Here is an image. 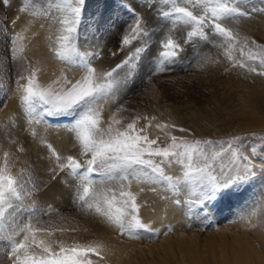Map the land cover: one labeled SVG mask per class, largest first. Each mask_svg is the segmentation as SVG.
<instances>
[{"label":"rangeland","instance_id":"1","mask_svg":"<svg viewBox=\"0 0 264 264\" xmlns=\"http://www.w3.org/2000/svg\"><path fill=\"white\" fill-rule=\"evenodd\" d=\"M147 3L148 0H86L78 31L73 34L72 43L79 51L94 50L99 54V59L91 61L98 75L121 65L111 78L114 87L98 104L102 109L101 126L106 129L114 115L122 121V125L139 118L137 129H145L142 134H147L150 139L159 138L161 147L170 143L166 134L170 131L172 135L189 142L212 140L214 145L206 147L209 152L219 151V142L235 137L239 139L234 142L250 158L252 147L264 155V128L242 129L236 125L238 122L221 120L211 111L216 106L223 113L227 112L226 108L237 109L227 101L232 91L224 82L228 78L244 71L249 73L247 77L251 83L264 87V75L233 67L227 59L223 37L209 35L207 39L196 36L187 38L192 25L157 18ZM178 4L189 7L196 15L206 14L202 5L192 7L187 0H178ZM22 6L26 8L25 11H20ZM156 7L168 6L153 0V8ZM238 7L250 15L228 18L224 24L239 34L241 42L232 50V55L239 59L244 37L258 44L264 43V11H258L264 9V0H242ZM128 9L139 13L142 23L149 30V36L134 40L131 45L118 50L123 36L128 34V26L134 23ZM65 15L52 6V0H31L27 4L24 0H0V167L4 166L7 153L10 174L17 178L21 186L20 200H13V208H6L0 223V264H12L8 237L21 223L27 222V209L30 208L40 212L39 217L31 221L34 227L52 231L51 236L46 232L36 235L38 240H47L53 251L59 252L62 245L98 244H109L121 250L118 255L112 254L110 257V253L100 248L103 259L89 257L95 264H236L234 255L238 251L235 242L242 238L260 255L258 261L264 264V171L259 168L255 170V177L233 185L220 193L216 200L200 206L194 203L195 185L192 184H181L180 190L173 192L166 185L146 183L143 176L132 178L130 182L108 181L103 185L99 183L100 177L96 176L97 183L93 187L97 191L112 188L117 190L118 195V189L123 184L125 190L136 194L143 222L159 230L155 236L146 233L140 238H130L126 233L121 234L104 216L84 208L76 199L82 190L80 180L70 175L67 169L61 170L59 167L66 163L65 158L69 155L82 163L88 158L81 154L75 134L70 131L74 117H48L63 119L67 125L71 124L68 126L69 139L63 142L64 148L44 142L41 146L47 144L54 147H51L52 156L50 160L40 156L27 130V125L40 117L36 116L28 122L22 113V106L18 113L15 111L11 114L10 104L16 98L20 99L19 86L25 84L33 72L41 87L51 86L54 91L64 90L70 86L69 82L75 83L86 74L78 65L62 61L55 54L60 48L59 37L66 34L63 31L65 26L60 23ZM31 26L36 29L33 30ZM45 27L51 28L48 40L42 45L34 43L39 30ZM204 31L210 33L208 25H205ZM27 34L31 36L28 40ZM10 38H15L14 42ZM168 38L181 47L175 58L164 62L159 55L160 45ZM146 46L148 51L142 54L139 61L132 59L127 65L123 64L136 47ZM101 82H104L102 76ZM152 117L156 119L151 120ZM157 123L175 125L177 129L188 131L158 130L155 127ZM50 124L51 127H58L53 122ZM156 159L159 162V158ZM42 162L45 164L44 170H41ZM254 162L260 163L258 159ZM221 163L230 166L228 154L217 161V169ZM163 167L174 180L182 178L184 169L175 158L171 163L165 161ZM55 182L61 183V189L50 194L53 199L46 200L48 189ZM152 187L156 191H152ZM176 200L180 201L179 205ZM17 207L19 210H16ZM23 237L24 233H21L14 239L19 242ZM180 237L185 240L180 247L168 249L161 245V241L175 243ZM32 251L39 253L41 249L33 246Z\"/></svg>","mask_w":264,"mask_h":264},{"label":"snow or ice","instance_id":"2","mask_svg":"<svg viewBox=\"0 0 264 264\" xmlns=\"http://www.w3.org/2000/svg\"><path fill=\"white\" fill-rule=\"evenodd\" d=\"M157 2L168 6L153 8V0H148L147 6L153 10L157 18L183 21L187 25H192V30L187 32V38L196 36L207 39L209 35L223 37L227 59L232 62L233 67L246 68L250 72L264 75V43L258 44L257 41L244 37L243 47L240 49L241 58L232 55L233 48L241 41L239 34L226 27L224 22L228 18L238 19L250 15L249 12L238 7L242 0H187L192 7L202 5L206 13L202 15L194 14L189 7L179 6L178 0H157ZM24 3H31V0H24ZM85 4L86 0H59V2L52 0V6L66 14L60 20L65 26L63 31L66 34L59 37L60 48L55 54L62 61H70L78 65L86 74L75 83L69 82L70 86L61 91H54L51 86L41 87L34 72L27 78L25 84L19 86L20 103L26 121L31 122L36 116L41 119L74 117L70 131L75 134L81 154L88 158L82 163L76 157L69 155L65 158L66 163L60 164L59 167L61 170L67 169L70 175L80 180L82 190L76 199L84 208L104 216L119 229L121 234L126 233L130 238H140L146 233L155 236L159 234V230L153 229L150 223L143 222L140 216L141 205L137 203L136 194L125 190L123 184L118 189V195L117 190L112 188H101L97 191L93 187L97 183L95 177L99 176V183L103 185L108 181L130 182L132 178L139 179L143 176L146 183L166 185L173 192H178L181 184H192L195 185L194 203L200 206L216 200L220 193L233 185L255 177L257 168L264 171V155H260L257 149L252 147L250 149L252 158H250L240 150L241 146L234 142L239 138L234 137L232 140L219 142L220 150L209 152L206 151V147L214 145L212 140L197 139L189 142L183 137L172 135L170 131L166 133L170 143L161 147L158 143L159 138L150 139L147 134H142L145 129H137L139 118L122 125V121L114 115L107 128L102 127V109L98 104L114 87L111 78L121 65L98 75L96 69L91 66V61L99 59V54L94 50L81 52L72 43ZM25 10L24 6L20 9V11ZM128 10L134 23L128 26V34L123 36L118 50L131 45L134 40L149 36V30L146 24L142 23L139 13L134 9ZM205 25L210 28V33L204 31ZM10 40L14 42L15 38ZM160 47L159 55L162 61L167 62L178 55L181 46L168 38L161 42ZM147 51V46L136 47L123 64L127 65L132 59L139 61L142 54ZM101 76L104 82H101ZM155 119V117L151 118V120ZM155 127L162 131L166 129L188 131L184 128L177 129L175 125L167 123H157ZM225 154L229 156L230 166L221 163L217 169V161ZM7 156L8 154L5 153L4 166L0 167V223L4 219L6 208H13V200L19 201L21 196V186L17 178L10 174ZM56 156L59 160V155ZM156 158H159V162ZM173 158L184 169L182 178L175 180L165 173L163 167L165 161L171 163ZM256 159L260 161L259 164L254 162ZM151 190L156 191V188L152 187ZM176 203L179 205L180 201L176 200ZM16 210L19 208L17 207ZM27 211L29 214L27 222L21 223L8 237L12 264H95L90 256L103 259L99 251L101 245L74 247L62 245L59 252L53 251L47 240H38L36 235L38 232H46L51 236L52 231L34 227L31 222L32 219L39 217L40 212L34 208ZM21 233H24L23 239L16 242L14 236ZM33 246L41 249V252L32 251Z\"/></svg>","mask_w":264,"mask_h":264},{"label":"bare ground","instance_id":"3","mask_svg":"<svg viewBox=\"0 0 264 264\" xmlns=\"http://www.w3.org/2000/svg\"><path fill=\"white\" fill-rule=\"evenodd\" d=\"M31 28H33V30L36 29V27H33V26H31ZM49 32H51L50 27H45L41 31L39 30L38 36L36 37L34 43H37L38 45H42L46 40H48ZM30 37L31 36L29 34L26 35L27 40ZM76 73H79V72H76ZM235 73H237V72H235ZM240 73L243 74L244 76H241ZM248 75H249L248 72L244 73V71L243 72L241 71V72L237 73V75H235V77L228 78L226 81H224L225 84L228 85L230 87V89L232 90V91L230 90L231 96L227 98V101L229 103L233 104V108L236 107L237 108L236 110H227V108H226L225 110L227 112L223 113V110L219 106H216V108H214L211 111L215 115H217L218 118L221 120L229 121V122L230 121L238 122L237 124L236 123H234V124L238 125V127L242 128V129H250L251 130V129H257V128H264V87L261 86L259 83H251L250 80L248 79L249 77H247ZM235 89H237V90H235ZM221 105L223 108L225 107V106H223L224 105L223 103ZM20 110H21L20 99L18 100L16 98V101L14 100L13 102H11L9 112L11 114L14 113L15 111L18 113ZM9 112H7V113L9 114ZM44 119L36 118V120L34 122H31V124H29L30 126L27 125V127H28L27 130L29 131V133H31L30 134L32 137L31 141H32L33 145H35L37 147V150H39L40 156L43 159L50 160V158L52 156V148L54 149V147H52L53 145L58 146L59 148H64L65 144L63 142H65L66 139H69L68 126H70L71 124L67 125L63 119H60V120L59 119L58 120L52 119L51 122L57 124L58 127H54V126L51 127V124L49 125L50 122L47 121L46 119L45 120ZM37 121H39V122H37ZM44 142H49V143L52 142V146H50V145L47 146V144H45V147L41 146V145H44ZM39 145H40V147H39ZM42 169L43 170L45 169V164L43 162L41 163V170ZM59 184H61V183H59ZM59 184L57 182H55L54 184H52L49 187V189H48L49 191L47 192L49 195L46 198V200L53 199L50 196V194H55L59 190V188L61 189V186ZM63 190L65 191V189H63ZM66 194L68 195L69 192L66 191ZM180 238L175 243H168L165 240L161 241L162 242L161 245H163L164 247H166L168 249L172 246L173 247L174 246L180 247L182 245V243L185 242L183 237L181 239ZM235 240L238 241L237 239H235ZM239 240H241V241H238V242L234 241L236 244L235 245L236 249L239 253V254L237 253L234 255L235 263L236 264H261L258 261V258L260 257V255L258 253H256L253 248L248 246V244L244 243L242 241L243 238L239 239ZM101 246H102L101 248L103 250L105 249L108 253H110V254L107 253L108 255H110V257L112 254L114 256H116L121 252V250H119L116 247L109 245V244H106V245L104 244ZM187 253H189V251H187ZM224 253L222 252V254H224ZM110 260H111V258H110ZM124 264H126V262Z\"/></svg>","mask_w":264,"mask_h":264}]
</instances>
